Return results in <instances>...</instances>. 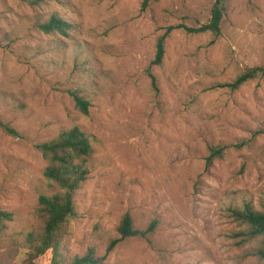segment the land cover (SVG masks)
<instances>
[{
    "label": "rangeland",
    "instance_id": "374dc122",
    "mask_svg": "<svg viewBox=\"0 0 264 264\" xmlns=\"http://www.w3.org/2000/svg\"><path fill=\"white\" fill-rule=\"evenodd\" d=\"M143 1L0 0V209L12 214L0 264H21L38 198L57 192L36 145L75 126L93 154L59 264L90 250L96 264H264L259 240L231 213L244 203L264 210V77L226 86L264 65V0H225L218 38L178 27L206 23L218 0ZM51 12L74 25L69 37L33 28L34 16ZM167 27L163 62L151 66ZM127 212L136 229L155 221V230L100 259ZM51 260L48 250L35 264Z\"/></svg>",
    "mask_w": 264,
    "mask_h": 264
},
{
    "label": "trees",
    "instance_id": "16d2710c",
    "mask_svg": "<svg viewBox=\"0 0 264 264\" xmlns=\"http://www.w3.org/2000/svg\"><path fill=\"white\" fill-rule=\"evenodd\" d=\"M32 6H40L50 1L60 0H21ZM149 0L143 1V8ZM220 4H214L209 20L195 28H188L184 25L178 26L191 33L209 32L214 38L221 35V23L225 14L223 3L225 0H218ZM33 28L46 36L69 37L70 31L74 29L71 22L60 16L56 12H51L45 16H34ZM174 27H167L165 33L157 39L156 50L151 66L162 64L165 56L164 39ZM177 28V27H176ZM4 41H12L10 35ZM148 77L151 85L158 88L157 77L153 72H149ZM264 77V65L253 66L244 69L232 82L227 83V87L238 89L241 85ZM75 107L83 114L89 112V101L79 90L68 91ZM4 129L14 135L15 131L4 125ZM36 148L46 161L43 171L44 178L57 190L53 195H40L38 198L37 214L39 218L38 226L24 235L26 255L21 264H35V260L44 255L48 250L52 252L51 264H59L58 254L61 244L62 232L67 223L76 215L75 195L80 185L85 181L89 169L88 162L93 154V146L89 137L78 127H72L60 132L55 138L39 143ZM219 149H213L212 154H218ZM236 220L246 227L245 236L251 239H258L259 244L255 248V254L264 259V210L256 209L250 203H244L239 208L231 210ZM12 214L0 209V234L6 221H10ZM156 228V222L152 221L145 230H138L133 225L131 215L125 213L117 227L118 237L113 238L106 247L105 254L100 258H105L112 252L115 246L122 240L131 237H143L152 233ZM0 235V249L2 248ZM99 261L92 250L85 255L75 257L71 264H96Z\"/></svg>",
    "mask_w": 264,
    "mask_h": 264
},
{
    "label": "water",
    "instance_id": "95a60500",
    "mask_svg": "<svg viewBox=\"0 0 264 264\" xmlns=\"http://www.w3.org/2000/svg\"><path fill=\"white\" fill-rule=\"evenodd\" d=\"M218 3V1H216V4Z\"/></svg>",
    "mask_w": 264,
    "mask_h": 264
}]
</instances>
